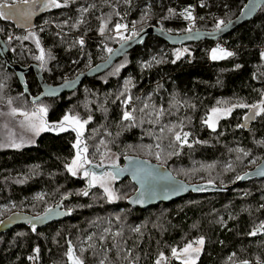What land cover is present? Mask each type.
<instances>
[{"label": "trees", "instance_id": "1", "mask_svg": "<svg viewBox=\"0 0 264 264\" xmlns=\"http://www.w3.org/2000/svg\"><path fill=\"white\" fill-rule=\"evenodd\" d=\"M58 1L66 6L35 16L29 29L0 19V37L7 44L10 61L39 65L50 84H59L104 60L106 49L122 42L113 31L117 23L128 25L129 33L122 32L125 37L151 25L171 34L185 33L188 28L214 30L219 20L226 23L235 18L246 2ZM185 9L194 20L181 15ZM30 32L45 50L43 67L35 59L40 55L35 40L16 39ZM218 42L234 55L212 60L210 50ZM178 51L180 59H176ZM261 53L264 5L250 21L216 41L173 45L150 35L74 91L35 103L30 97L40 92V85L33 71L25 75L27 94L0 56V107L8 104L29 112L44 106L50 121L65 114L81 120L91 117L83 134L90 165L101 164L112 154L119 167L124 157L135 155L166 165L174 176L196 186L171 202L135 208L127 202L136 189L130 179L114 180L112 190L119 198L110 201L103 188H90L83 177L67 171L74 152L75 133L70 130L43 132L31 145L2 148L0 264H70V245L84 264H155L161 253L168 257L173 247L180 249L200 237L205 244L197 264H264V230L249 234L264 223V178L237 182L238 176L264 157V115L245 120L253 110L235 108L219 120L215 131L204 123L214 107L264 100ZM125 111L131 113V121L123 119ZM175 132L189 133L191 147L176 142ZM4 143L0 134V144ZM85 190L87 196L82 194ZM68 195L70 200L63 204L70 212L68 218L35 231L32 225L17 222L19 215H39ZM12 214L7 225L3 224Z\"/></svg>", "mask_w": 264, "mask_h": 264}, {"label": "water", "instance_id": "2", "mask_svg": "<svg viewBox=\"0 0 264 264\" xmlns=\"http://www.w3.org/2000/svg\"><path fill=\"white\" fill-rule=\"evenodd\" d=\"M264 5V0H246L244 6L242 7L239 14L231 19V23L226 22V27L222 31L214 30H192L191 33H178L171 34L164 29L157 26H148L140 30L139 35L134 36L131 40L122 41L113 48L111 54L108 53L106 58L86 70L78 73L72 78L66 79L65 81L59 84H50L42 76V71L39 65L31 63L29 65H20L18 63H13L10 61L7 53L8 47L5 41L0 37V56L5 61L6 65L13 69L20 84L22 85L23 91L29 93L27 84L25 82V75L33 71L37 81L40 85V92L30 97V101L35 103L39 102L44 97H57L63 93H69L78 88V86L86 78H93L97 75L104 73L109 69L113 63L119 59L121 56L127 52L134 49L137 45L145 41V39L154 35L162 40L166 41L169 44L181 45L188 42H197L202 39L216 41L222 38L224 35L234 30L236 27L242 25L245 22L250 21L258 9ZM20 7L23 5H19ZM48 10L39 9L35 12V16H38L40 13ZM3 21H10L7 19H2ZM31 26L27 27L29 29ZM193 36L192 39H187V36ZM55 94H50L52 92ZM38 98V99H37ZM118 169H125L123 173L118 175L119 180H124L126 178L130 179L136 186L135 191L127 198V202L130 206L135 208H147L153 205H158L160 203H168L173 200L179 199L186 194L193 191L196 186L185 182L184 180L174 176L170 169L159 162L151 161L149 159L128 155L123 158L122 165ZM261 170H264V157L252 168L247 169L240 176H245V179L238 180L237 182H243L247 179H263L264 175H261ZM214 190L218 187L213 186ZM143 194V195H141ZM71 196H66L55 206L48 209H52V212L48 213L45 210L43 213L31 216V215H19L17 222L29 225H35L36 228L44 227L48 224L60 222L68 218L69 213L68 209L63 207V204L70 200ZM139 201V202H138ZM47 215V219L40 221L35 218L44 217ZM13 218V214L10 215L3 224L7 225L8 221ZM71 264V262H70Z\"/></svg>", "mask_w": 264, "mask_h": 264}, {"label": "snow or ice", "instance_id": "3", "mask_svg": "<svg viewBox=\"0 0 264 264\" xmlns=\"http://www.w3.org/2000/svg\"><path fill=\"white\" fill-rule=\"evenodd\" d=\"M36 4H40L42 8L48 9V8H61L66 5L61 4L58 2V0H13L12 3H9L8 0H0V19H7V20H12L14 18H23L25 20L31 19V16L33 15L34 12V6ZM19 5H31L33 7H30L28 10H24L20 8ZM87 11V9H85ZM171 12L172 10L169 9ZM181 15L184 16L185 19L192 21L195 18L192 15V12L189 9H185L184 13H181ZM228 23H231L229 21ZM107 27V24L105 23L101 28L100 32L101 34L104 33L105 28ZM134 27V26H133ZM226 27L225 21L224 20H219L216 24V31H222L223 28ZM127 30L128 25L117 23L115 25V31L117 34H119V38L122 41H128L131 40L134 36L139 35V33L133 31L131 36L125 37L121 30ZM3 29H0L2 31ZM187 32L191 33L192 28H188L186 30ZM13 37H9V40H11ZM187 39H192L194 38L193 36H187ZM16 39H23V40H29V39H34L36 42L37 48L40 49V55L36 56L35 59L41 62V67L44 66L46 63V56H45V50L40 47V41L35 37L34 33H29L28 35H25L24 37H16ZM78 43L82 46L84 44L83 39L79 40ZM14 50V49H13ZM109 54L113 52V49L107 48L106 49ZM185 51H187L185 49ZM182 55L181 52L176 53V59H180V56ZM234 53L231 51H227L223 48H215L212 49L211 51V59L212 60H222L228 57L233 56ZM262 57H264V53H261ZM51 58V57H49ZM175 62V61H173ZM50 94H55L53 91ZM38 99V98H37ZM130 97L128 100L125 101V103H128L130 101ZM9 104H11V100L8 101ZM235 108H251L253 111L245 116V120H251L254 119L257 116L264 115V100H261L259 104H253V105H248L244 103H239V104H234L230 107L227 108H220V107H214L210 110V114L207 116V118L204 120V123L211 128L213 131L216 130L217 124L220 119L222 118H227L228 116L231 115L233 110ZM19 110L16 108L11 109L12 115H16ZM48 113V108L44 106H39L36 107L33 111L27 112V111H20L19 114L24 117V122H22V126L26 127L27 130L31 131L34 135H39L41 132L44 131H56V132H65V131H73L76 133V142L73 144V147L76 149V154L74 158L71 160L69 164L66 165L67 171L72 175V176H77L78 173L82 171V174L84 177L89 178L88 179V186L94 187L96 185H99L101 188H103L104 193L107 195L108 199L115 200L118 199L119 197L116 195V193L112 190L110 187L112 181L116 180L118 178V175L120 173H123L125 169H116L115 164H113V169L115 171L113 172H105L101 174H97L96 172L89 171L86 168V165H90L92 161L89 159V154H88V146L83 139V134L85 130V125L89 123L91 120V117H89L87 120L81 121L78 116H73L70 114H65L64 117L62 118L61 121H59L57 124L50 125L48 121L46 120V116ZM162 114V113H161ZM123 119L131 121L133 119L131 113L129 111H125L123 114ZM245 125H239L238 127H244ZM176 126L174 125L172 128H169V131H173V129ZM163 131V129H161ZM188 136L189 133L184 132L183 134L181 132H175V141L181 143L182 145H188L191 147L190 144H188ZM104 142L101 141V144ZM13 147V148H21L24 146V143H16L15 140H12L8 145H3L0 144V147ZM160 145H157V148H159ZM97 152L100 151L99 148L96 149ZM240 151H243L242 149ZM249 153H244L245 156H247ZM103 155V154H102ZM159 153H157V158H159ZM101 164H97L96 167H102ZM231 167V166H229ZM261 175H264V170H261ZM238 180H243L245 179V176H238ZM83 195L87 196L88 191L85 190ZM143 195V194H141ZM42 199L43 197H39ZM139 202V201H138ZM264 207V206H262ZM48 213L52 212V209L47 210ZM65 214H70L65 213ZM37 220L43 221L47 219V215L44 217H37L35 218ZM36 227L33 224L32 225V231H35ZM264 230V223H262L256 230L252 231L249 233L250 235L255 236L259 231ZM136 231H139V229H136ZM91 239V237H89ZM205 244V240L203 237H200L197 240L190 241L187 244H185L182 248L179 250L175 247L171 249V257L174 258L175 260L179 261L180 264H197V261L199 259V256L203 250V246ZM195 245V246H194ZM37 253L39 252V249L37 248L35 250ZM67 256L71 264H84L83 260L80 259L79 257L75 256L73 249L71 245L68 248L67 251ZM29 259H33V257H29ZM166 257L163 253L160 254L159 259L156 260V264H164L166 261ZM243 264H248L247 261H244Z\"/></svg>", "mask_w": 264, "mask_h": 264}, {"label": "rangeland", "instance_id": "4", "mask_svg": "<svg viewBox=\"0 0 264 264\" xmlns=\"http://www.w3.org/2000/svg\"><path fill=\"white\" fill-rule=\"evenodd\" d=\"M36 6H37L38 10L39 9H42V10L54 9V8L44 9V8L41 7L40 4H36L35 7ZM114 30L115 29H113V31ZM10 35H11V33H10ZM117 35H119V34H117ZM12 36H13V34H12ZM218 43H220V42H218ZM215 48H223V49L226 50V48L224 47V45L222 43L216 44L210 50V57H211L212 49H215ZM11 109H12V106H10L8 104L3 105V106L0 107V134H1V137L4 138V142H5L3 145H8L12 140H15L16 143L23 142L24 146L33 144L34 141H35V138L37 137V135H34L31 131L27 130L26 127L22 126V122H24V117L19 114V112L22 111V110L18 109L19 111L17 112V114L16 115H12ZM29 112H31V111H29ZM73 116H75V115H73ZM63 117H64V115L57 121H50V120H47V118H46V120L48 121V123L50 125H54V124H57L59 121H61ZM84 120H87V119H84ZM81 121H83V120H81ZM44 132L60 133V132H56V131H44ZM41 133H43V132H41ZM75 142H76V133H75V138H74L73 144ZM5 147H8V146L0 147V149L5 148ZM75 154H76V149L74 148V152H73V156H72L71 160L74 158ZM71 160L69 161V163L71 162ZM116 160L117 159H116L115 155L107 154V157L104 159V162L102 163V164H105V165H103L102 167H99V168L96 167V165H86V168L89 171L96 172L97 174H101V173H105V172H113V171H115V169H113V164H115L116 169L119 168L118 165L116 164L117 163ZM77 176L83 177L84 180H85L86 186H88V179L89 178L84 177L83 174H82V171L80 173H78ZM113 183H114V181H112V183L110 185L111 188L113 186ZM159 257H160V255L157 257V259H159ZM166 258L167 259L164 262V264H170V262L172 260H175L174 258L171 257V255L166 257ZM155 264H156V261H155Z\"/></svg>", "mask_w": 264, "mask_h": 264}, {"label": "flooded vegetation", "instance_id": "5", "mask_svg": "<svg viewBox=\"0 0 264 264\" xmlns=\"http://www.w3.org/2000/svg\"><path fill=\"white\" fill-rule=\"evenodd\" d=\"M30 7H33L31 5H23L20 8L24 9V10H28ZM55 9V8H54ZM38 11L37 6H34V12L33 15L31 16L30 21L29 20H25L23 18H14L11 21L18 27L20 28H26L30 25H32L31 23H34L35 21V12Z\"/></svg>", "mask_w": 264, "mask_h": 264}, {"label": "built area", "instance_id": "6", "mask_svg": "<svg viewBox=\"0 0 264 264\" xmlns=\"http://www.w3.org/2000/svg\"><path fill=\"white\" fill-rule=\"evenodd\" d=\"M114 29H115V28H114ZM114 31H115V30H114ZM123 31L126 32V33H129V28H128L127 30H123V29H122L121 32H123ZM115 32H116V31H115ZM116 33H117V32H116ZM12 34H13V33H11V36H12ZM82 39H83V41H84V38H82ZM103 46H104V45H103Z\"/></svg>", "mask_w": 264, "mask_h": 264}]
</instances>
